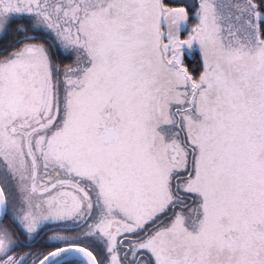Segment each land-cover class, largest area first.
I'll use <instances>...</instances> for the list:
<instances>
[{"label": "snow or ice", "instance_id": "1", "mask_svg": "<svg viewBox=\"0 0 264 264\" xmlns=\"http://www.w3.org/2000/svg\"><path fill=\"white\" fill-rule=\"evenodd\" d=\"M0 264H264V0H0Z\"/></svg>", "mask_w": 264, "mask_h": 264}]
</instances>
